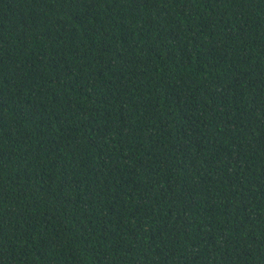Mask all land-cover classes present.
Wrapping results in <instances>:
<instances>
[{
	"label": "trees",
	"instance_id": "trees-1",
	"mask_svg": "<svg viewBox=\"0 0 264 264\" xmlns=\"http://www.w3.org/2000/svg\"><path fill=\"white\" fill-rule=\"evenodd\" d=\"M0 264H264V0H0Z\"/></svg>",
	"mask_w": 264,
	"mask_h": 264
}]
</instances>
